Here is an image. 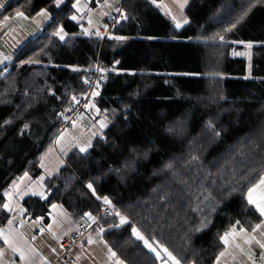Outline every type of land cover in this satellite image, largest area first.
Returning a JSON list of instances; mask_svg holds the SVG:
<instances>
[{
	"label": "trees",
	"instance_id": "1",
	"mask_svg": "<svg viewBox=\"0 0 264 264\" xmlns=\"http://www.w3.org/2000/svg\"><path fill=\"white\" fill-rule=\"evenodd\" d=\"M160 1L121 0L128 19L113 37L126 39L102 45L68 19L75 0L59 9L52 0H31L30 6L29 0L6 2L4 14L20 8L33 16L48 8L53 20L17 50L7 71L0 69V205L13 180L25 171L37 178L45 169L41 157L44 164L53 160L57 115L72 95L85 92V70L98 56L107 69L120 61L98 89L96 118L107 115L111 121L103 139L94 137L86 153L71 150L43 181L48 199H23L26 215L47 219L53 203L76 220L93 213L97 220L90 228L82 222L88 232L103 228L104 241L128 264H162L132 235L133 225L182 264H214L223 249L218 233L236 220L249 230L259 222L244 194L264 172V0L231 32L224 29L254 0H189L184 9L189 23L179 29L157 7ZM61 23L64 41L50 35ZM234 47L250 51L251 60L231 58ZM34 53H40L39 63L20 65ZM6 120L11 123L5 125ZM210 120L219 137L207 128ZM25 123L29 127L21 132ZM89 182L97 196L109 197L127 224L115 227L119 217L102 215L100 209L108 206L86 187ZM209 213L212 223L195 231ZM10 216L0 208V229Z\"/></svg>",
	"mask_w": 264,
	"mask_h": 264
},
{
	"label": "snow or ice",
	"instance_id": "2",
	"mask_svg": "<svg viewBox=\"0 0 264 264\" xmlns=\"http://www.w3.org/2000/svg\"><path fill=\"white\" fill-rule=\"evenodd\" d=\"M118 2V0H117ZM153 3H156V0H152ZM261 0H254L253 3L249 4L247 9H244L241 14L236 17L235 21L231 23L228 27L224 29V32H231L233 29L237 27L239 23H241L245 17L248 15V13L251 11L253 7L256 6L257 3H260ZM31 0H29V6H30ZM52 3L55 5L57 9L61 7V5L64 3V0H52ZM172 3L176 6V8L180 12V17L178 18L175 14H173L172 10L168 8L164 4H157V7H160L162 10L166 11V14L169 15L177 29L181 28L182 24L189 23L188 19L183 16V11L185 6L189 3V0H172ZM104 6L105 7H112L113 5L109 3V0H104ZM4 7L3 0H0V8ZM23 7V5H21ZM72 8L75 9L76 13H84L85 9H88V24L90 27H95L94 22L91 17L92 10L88 8V4L85 2L84 4H81V0H75V3L72 4ZM115 11L120 13L121 20H127L128 17L124 14L121 8H115ZM102 15H108V13H102ZM37 17L43 18L46 22H51L53 20V17L49 11L48 8H41L39 11L36 12L35 16L29 17L25 14L24 11H21L20 8H17L15 10V17H9L5 16L3 18V21H0V26H2L4 23L8 22L10 19H20V20H29L31 19L33 22L37 20ZM69 20L76 21L77 23H80V20L83 19V16L78 17L76 14H72L68 17ZM116 23H120L119 20L116 21ZM107 26L105 25V29ZM15 31V29H13ZM82 33L84 35L89 34L88 28H82ZM96 36L103 38V35L100 31H96ZM51 37H56L60 41H64L67 33L64 30V27L61 24H58L54 27V30L51 32ZM216 36L219 38L221 42L226 41V37L224 35H221L219 33L216 34ZM109 39H115L117 41H123L126 38L123 36H109ZM235 43H244L243 41H234ZM245 47L247 49H252L253 44L251 42H248L245 44ZM43 49L40 50V53H43ZM40 53H34L33 56L28 57L26 60H21L20 65H27V64H36L40 61L36 59L35 57L39 56ZM235 55H247L249 60H251V52L247 53H234ZM12 57L10 55L2 56L0 57V63H3L4 60H11ZM120 61H115V64L113 66V69H107L100 66H97L96 71L101 73V79L104 78L103 73L107 71H114L115 65H118ZM73 71H79L78 68H73ZM7 71V69H5ZM85 71H88L87 69ZM4 73L0 72V76H3ZM84 84L89 86L90 93L83 94L85 96L86 102L83 104L84 109L94 110V114L88 117H85L82 112H78L75 119H71L69 117H64L65 120L71 119V123L73 128L79 127L78 121L83 119H88L92 128H96V125H99V129L97 131H92L91 136H89L85 143L82 145H76L79 147V151L81 153H86L89 148L93 147L92 139L93 137H96L97 135L101 136V139H103L102 131L103 129L108 127V124L111 122L108 120L107 115H104L101 119L96 120L95 116L100 114V109L96 107V105L91 101L87 99V96L90 95L91 97H96L100 95L98 89L100 87L99 81H96L95 84L91 82L88 79L84 80ZM49 93L53 96H55V93L52 92L51 88L48 89ZM25 95H27V92H25ZM59 99V97H57ZM80 104V100L77 99L75 95H72L70 97V106L65 108V112L70 111H76L74 105ZM30 106V105H29ZM105 113L108 110H104ZM113 114H115V109L111 110ZM59 115L63 116V113H60ZM127 119V117H125ZM11 120L4 121V124H10ZM29 125L25 123L23 125V128L21 129V132H23L25 129H27ZM207 128L213 133L215 137H219L221 135L220 131H217L215 129V126L213 122L210 120L207 124ZM68 136V129H63L60 133V135L56 138L55 142L57 145H61V141H65ZM49 152L52 151L51 146L48 149ZM61 151H65L63 147H61ZM66 154V152H65ZM139 155V153H138ZM147 155L146 153L144 154ZM195 159V158H194ZM40 166L43 168V157H41V164ZM166 167H171V165H167ZM50 174V173H49ZM45 177L43 175L37 177L35 181L31 179L29 176V173L25 171L22 176L18 177L17 179L13 180L12 183L9 185L7 189L4 190L3 196L6 198L5 202L0 205V208H2L6 212L11 213H19L21 215V219L19 220V224L21 227L25 224V220L23 219V216L26 215V209L19 207L18 200L23 199L24 196L31 194L32 196L39 197L40 200L45 201L48 199V191L45 189V186L43 184ZM86 187L92 192L94 196L98 200H102L103 204L107 205L109 208L112 209V213H114L117 217H119V225H115V227H119L120 225H124L128 223V219L126 216L121 214L119 210L115 209V207L112 205L111 200L109 197L104 196L100 197L96 195V191L93 187L92 182H89ZM235 191V189H233ZM231 195V193H229ZM205 199H209V197H206ZM244 199L247 202L248 206H254L255 211L259 214V222L252 224L250 226V230L246 228L240 220H236L234 223H229L228 228L223 233L217 234V240L219 244L223 245V249L218 253L215 259V264H224L225 258H231L232 261H237V258L239 257V264H264V172H261L259 175V178L256 183L251 184V186L247 187L246 194H244ZM62 205L58 204H51L50 208L52 210H61L57 216L52 217L53 223L47 225V231L54 239H58L56 232L53 230L54 225L59 226L62 222L60 219V216L67 217L68 213L62 211ZM217 205H214L212 207V212L216 211ZM196 211H200L199 209H195ZM210 213L206 216H204L201 221L200 225L196 227L195 231H202L204 228H207L211 223L212 220L210 219ZM49 216H52V212H49ZM84 217H87L88 220L92 221L93 223L96 222V217L93 216L90 212L84 213ZM45 218L43 216H37L35 221H33V227L40 226L39 230L41 233L45 231V228L42 226V222ZM83 219V217H82ZM14 223V219L8 220V226L9 230L7 233H5L4 229H0V240H3L4 245L7 246V249L10 250L12 253L19 254V259L22 262V264H31L29 253L33 255L39 256V253L36 251L34 247H31V245L28 246V251L26 252L24 249V246L19 243L18 241H23L24 244H27V241H24V233L23 232H14L12 229V225ZM104 229L100 228L98 229L99 232H103ZM132 235L135 236L138 240L143 241L144 247L148 248L150 251L156 253V257L158 260H162V264H182V261L173 254L167 247L159 246L161 251L163 252V256L167 257V259H163L161 256V251H157L156 247H153L152 243L145 238L144 235L141 234V232L138 230V228L133 225L132 226ZM32 240H35L36 237L32 236ZM103 242V241H101ZM88 243L93 244L95 241L89 237ZM258 248L259 252H256L255 249ZM109 251V259H112L116 256V253L113 252L110 248ZM41 260H43V257H40ZM0 264H13V262L6 257V250L5 248H0ZM116 264H123L122 261L117 260ZM186 264H195L194 261H187Z\"/></svg>",
	"mask_w": 264,
	"mask_h": 264
},
{
	"label": "crops",
	"instance_id": "3",
	"mask_svg": "<svg viewBox=\"0 0 264 264\" xmlns=\"http://www.w3.org/2000/svg\"><path fill=\"white\" fill-rule=\"evenodd\" d=\"M7 1L8 0H3L4 5L6 4ZM167 7L170 8L172 11H176L177 9L176 6L172 3V0H168ZM3 8L4 7L0 8V21H3V18L5 16L15 17V13H11V14L5 13L4 14ZM112 13L113 11H111V13H109L105 17L107 18ZM183 16L185 17L184 13H183ZM29 17H32V16H29ZM101 22L102 20L100 21V23ZM47 23L48 22L44 21L43 18H40V17H37V20L35 22H33L31 19L29 20L10 19L8 22L4 23L2 26H0V57L7 56V55H10L11 57H13L14 54L17 52V50L24 43H26L30 39L35 38L41 32L42 28ZM13 29H15V31H13ZM11 60H4L3 63H0V69H6L9 66ZM67 138H69L70 140L72 139L69 133H68ZM62 142L63 141H61V143ZM66 142H67V139L64 141V144H61V145L55 144L57 146H56V150L53 151L52 153L53 160L48 163L46 162L47 164H44L45 169L43 173L45 177L47 175L53 174L54 172L58 170L59 167L63 165V163L65 162L66 155L72 149L79 148L78 146L76 147L72 146L73 148L67 151L65 154V151H61V147L64 148L66 146ZM74 145H77V144L74 143ZM31 179L35 181L37 178H31ZM29 196H32V195L31 194L26 195L23 197V199ZM23 199L18 200V205L19 207H22V208H24L22 204ZM60 211L61 210L59 209L57 210H52L51 208L49 209V212H52V216H49V212H48L47 219L43 220L42 226L45 228V231L43 233H41L39 230L40 226H36V227L32 226L33 221H35L36 218H30L28 215H24L23 219L25 220V224L23 225V227H21L19 224V220L22 218L21 215L19 213L10 212L11 214L10 219H14V223L11 226L12 229L14 230V232H23L25 234L24 241H27V244H24L23 241H18V242L24 246V249L26 252L28 251V246L31 245V247H34L36 251L39 253V256L29 253L31 264H61V260H60L61 259L60 257L61 237L73 232L76 229L77 227L76 225L78 222H84V223H87L88 225L94 224L92 221L88 220L87 217H84V215L82 216L83 219L81 217L78 220L73 219L69 214L67 217H63L61 215L60 219L62 222L60 223L59 226L54 225L53 227V230L56 232L57 237H58V239H54L48 233L47 225L53 223L52 217L57 216V214ZM62 211L66 212L63 208H62ZM91 214L96 217L95 214L93 213ZM3 229L5 230V233L8 232L9 230L8 222L6 223ZM32 236H35L36 239L32 240L31 239ZM89 237H91L95 241V243L89 244L88 243ZM152 245L153 247L157 248V251H161L160 247H158L154 243H152ZM0 248H5L6 257L10 259L13 262V264H22V262L19 259V254L18 253L14 254L10 250H8L7 246L4 245L3 243V240H0ZM109 248L110 247L104 241L101 232L98 233V231L92 232L91 230H89L88 234L85 237L72 243V248H71V254L73 256L72 264H116L117 260L122 261L123 264H128L117 256L113 257L112 259H109V255H110L108 251ZM255 251L259 252V249L256 248ZM150 252L154 256H156V253L152 251ZM161 256L163 257V259H167V257L163 256L162 251H161ZM40 257H43V260H41ZM169 264H171V262H169ZM224 264H239V257L237 258V261H232L231 258H225Z\"/></svg>",
	"mask_w": 264,
	"mask_h": 264
},
{
	"label": "built area",
	"instance_id": "4",
	"mask_svg": "<svg viewBox=\"0 0 264 264\" xmlns=\"http://www.w3.org/2000/svg\"><path fill=\"white\" fill-rule=\"evenodd\" d=\"M124 14L126 15L125 12H124ZM117 20H121L120 13L110 16L108 19V22L106 24L100 25V27L98 28V31L101 32V34L103 35V38L102 39L100 37H98V38H100L101 41L109 39L108 37L113 35V30L117 25V23H116ZM105 25L107 26L106 29H105ZM234 53H242L241 50H239L237 48H232L230 51V57L231 58H234V59L241 58L242 55H235ZM97 66L107 68V67L99 65V64H96L93 67L88 68L86 79L93 82V84H95L96 81H99V83L101 85L105 81V77H106L108 71L103 73L104 78L101 79V73L96 71ZM85 93H90V89H89L88 85H86V90L84 93L75 95L77 97V99L80 100V104L74 105L76 111L65 112L63 109L58 113L57 118H58V126H59L60 131H62L65 128L66 129H72L73 128L72 123H71V119H75L78 112H82L84 114V116H89V115L94 114L93 113L94 110H89V109L83 108V104L86 102L85 96L83 95ZM87 99L91 100L96 105V103L98 101V96L91 97L90 95H88ZM69 106H70V103L67 107H69ZM60 113H63L64 115L61 116V115H59ZM64 117H69L71 119L65 120ZM100 212L102 213V215L112 214L109 207L101 208ZM88 229L89 228L86 226V224L80 222L77 224L76 229L72 233H70L68 235H64L61 237V239H60V244H61V255H60L61 259L60 260H61V264H72V262H73V256L71 254L72 243L83 238L87 234Z\"/></svg>",
	"mask_w": 264,
	"mask_h": 264
},
{
	"label": "rangeland",
	"instance_id": "5",
	"mask_svg": "<svg viewBox=\"0 0 264 264\" xmlns=\"http://www.w3.org/2000/svg\"><path fill=\"white\" fill-rule=\"evenodd\" d=\"M65 1L66 0H64V3H65ZM85 2L88 3V8H90L92 10L91 17H92V20L94 22L95 27H90L89 24H88V18H89L88 9H85L84 13H75L74 12L72 14H76L78 17L83 16V19L80 20V29H81V31H82V28H88L89 29V34L88 35H94L97 39L101 40L95 34L96 31L98 30V28L100 27V25L101 24H106L108 22V19H109L110 16L118 14V12L115 11V8H121L122 11H124V9L122 8L120 0H118V2H117V0H109V3L113 5L112 7H105L104 6V0H81V4H84ZM158 4H164V5L168 6V0H162ZM111 11H113V13L110 14L107 18L105 17L106 15H102V13H108L109 14V13H111ZM162 11L166 12L165 10H162ZM172 12L177 17H179L180 12H179L178 9H176V11H172ZM183 13H184V15L186 17L185 11ZM126 16H127V14H126ZM101 20H102V22L100 23ZM119 21L121 22L122 20H119ZM118 24L119 23H117L116 27L118 26ZM115 28H114V30H115ZM114 30H113V35H114ZM107 40H109V39H106L105 41H107ZM101 45H102V41H101ZM96 64L102 65V63H101V61L99 59V56L96 58L95 62L92 64V66L90 65V67H93ZM106 77H107V75H106ZM106 77H105V80H106ZM95 119L99 120L101 118H96V116H95ZM77 123H78L79 127L75 128V129L74 128L68 129V133L71 135V137H72L71 140L72 141L69 138H67L66 146L64 147L65 152L71 150L73 148L72 146L76 147V145H74V143L77 144V145H82L83 143H85L87 138L89 136H91L92 131H97L99 129V125L98 124L96 125V128H92V126H91V124H90L88 119L80 120ZM60 133H61V131L59 130L58 133H57L58 136L60 135ZM61 144H64V141ZM56 146L57 145L53 146L54 151L56 150ZM41 175H43L45 177L44 173L41 174ZM91 226L92 225H89L88 227L90 228Z\"/></svg>",
	"mask_w": 264,
	"mask_h": 264
}]
</instances>
